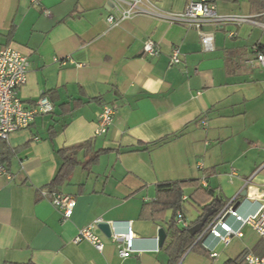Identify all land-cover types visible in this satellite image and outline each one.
Listing matches in <instances>:
<instances>
[{
  "label": "crops",
  "instance_id": "1",
  "mask_svg": "<svg viewBox=\"0 0 264 264\" xmlns=\"http://www.w3.org/2000/svg\"><path fill=\"white\" fill-rule=\"evenodd\" d=\"M151 1L175 13L188 2ZM112 13L107 0H0V48L16 50L29 64L17 97L29 107L43 94L54 106L27 129L0 140V162L10 175L0 177V264H167L165 223L140 214L162 182L199 179L200 187L212 190L223 205L234 199L243 216L259 207L264 194V68L255 55L264 53L262 28L205 27L214 36V49L206 52L194 29L144 15L110 25L106 19ZM218 13L255 15L249 5L245 11ZM229 32L234 36L228 37ZM148 39L156 43L158 56L143 52ZM174 48L180 52L178 65L169 63ZM103 105L114 115L107 132L98 136ZM176 134L181 135L173 138ZM164 138L169 139L152 145ZM86 141L91 149L85 156L79 153L80 163L58 189L75 201L64 221L41 191L48 190L60 167L58 152ZM99 150L106 152L85 167ZM222 165L230 171L234 195L229 199L210 187V177L220 175ZM200 174L206 177L205 187ZM191 192L187 189L182 201L194 208L195 221L201 210L189 201ZM184 216L193 222L186 209ZM98 219L111 229L110 238L95 229L104 245L101 252L86 241L73 242L80 229ZM128 222L134 252L122 258L113 235L125 233ZM228 223L237 227L232 219ZM159 229L166 235L161 247ZM205 244L217 253L214 259L203 254L209 264L235 258L228 255L218 262V250L229 245L210 237ZM244 251L260 255L264 243L258 237Z\"/></svg>",
  "mask_w": 264,
  "mask_h": 264
},
{
  "label": "built area",
  "instance_id": "2",
  "mask_svg": "<svg viewBox=\"0 0 264 264\" xmlns=\"http://www.w3.org/2000/svg\"><path fill=\"white\" fill-rule=\"evenodd\" d=\"M112 5L113 13L106 19L110 25H118L122 21L131 19L134 16L144 15L150 18L165 21L170 24L180 25L185 28L194 29L199 33L200 42L204 51H213L214 36L212 32L204 31L210 26H240L253 24L259 26L264 31V23L258 21L260 14H220L217 12L215 3L211 0H188L183 11L168 12L159 8L151 0H107ZM228 37H233L234 33L229 32ZM143 52L150 57H156L159 49L152 40H146L143 44ZM255 61L264 68V53L257 52ZM180 52L174 48L169 54L171 65L180 64ZM27 58L10 47L0 48V140L7 141L10 134L27 129L34 118L39 115L50 114L54 110L53 104L45 95H41L31 106H24L17 97V90L26 81L28 70ZM114 111L109 105H103L97 114V126L95 134L100 136L107 132L112 124ZM202 169V165H198ZM7 179L10 175L7 169L0 165V177ZM202 185L206 186V177L201 179ZM41 196L50 201L52 206L61 212L62 220H68L74 208V199L59 191L42 190ZM234 199L229 200L219 210H217L205 223L201 231L197 234L198 242L202 250L212 259L217 257V253L205 244L206 238L217 240L223 246L230 244L234 238L243 237V229L250 228L264 242V194L259 201L257 210L247 216L238 213L234 207ZM232 219L237 227L234 228L228 223ZM175 220L182 228H188L189 222L181 212L175 214ZM102 223L101 219L78 231L74 243L86 241L90 243L98 252L103 250V243L95 233L97 225ZM114 241L120 244L118 253L120 257L127 258L133 252V241L135 239L131 222L127 223V230L123 234H114ZM244 264H264V252L261 255L247 254Z\"/></svg>",
  "mask_w": 264,
  "mask_h": 264
},
{
  "label": "trees",
  "instance_id": "3",
  "mask_svg": "<svg viewBox=\"0 0 264 264\" xmlns=\"http://www.w3.org/2000/svg\"><path fill=\"white\" fill-rule=\"evenodd\" d=\"M211 1L213 3L216 2V0ZM230 1L236 2L237 0ZM249 11L251 14H260L259 18L261 20H264V0H250ZM180 135L181 134H176L173 136V138H176ZM168 139L169 138H164L152 145L154 146L157 144L165 143L168 141ZM91 146V141H86L82 144L73 146L71 148L62 149L58 152L61 158V164L56 174L47 186L48 191H58L59 187L64 182L68 181L70 175L73 172V169L80 163L78 159L79 153L83 152L84 156L87 155V149H91ZM105 152L106 150L93 152L88 160H86L85 167L91 166L96 163L100 155ZM3 159L6 160V158ZM0 165L4 166L1 162ZM187 189L192 190V192L188 196L189 201L196 208H200L201 214L195 221L189 223L188 228H179V225L175 220V214L179 211L184 215L185 208L182 197ZM222 206L223 204L221 203L220 198H216L212 190L203 189L200 187L199 179H187L181 181L158 183L156 185L155 198L143 205L140 214L142 218L153 223H165L167 228L168 241L165 243L163 250L167 255V264H179V261L187 252L195 251L207 255V253L202 250L199 243L195 242L197 235L193 237L187 232V230L200 221L207 209L215 208L217 211ZM167 212H170L169 219L166 218ZM209 219L210 217L208 218V220ZM247 254V251H242L235 258L226 261L224 264H244V258ZM6 264L33 263L28 261L25 263L9 262Z\"/></svg>",
  "mask_w": 264,
  "mask_h": 264
},
{
  "label": "rangeland",
  "instance_id": "4",
  "mask_svg": "<svg viewBox=\"0 0 264 264\" xmlns=\"http://www.w3.org/2000/svg\"><path fill=\"white\" fill-rule=\"evenodd\" d=\"M250 0H237L232 2L230 0H216L215 7L217 12L223 11H245L249 5ZM220 175L215 177H210V187L215 188L216 190H221V197L231 198L234 195V192L231 190L230 182L231 178L229 177L230 171L226 169V166L222 165ZM200 178L203 179L204 176L200 174ZM189 202V201H188ZM195 207V206H194ZM184 208L187 211L188 219L193 221L196 218L195 210L187 202L184 204ZM169 216V214H168ZM179 228H182L180 225ZM244 237L242 239H233L227 248H220L218 250L219 261H223L228 255H239L244 250H251L254 247L255 242L258 239V236L249 228L243 230ZM211 260L204 256L201 253L192 251L186 253L182 259L179 261V264H209Z\"/></svg>",
  "mask_w": 264,
  "mask_h": 264
},
{
  "label": "water",
  "instance_id": "5",
  "mask_svg": "<svg viewBox=\"0 0 264 264\" xmlns=\"http://www.w3.org/2000/svg\"><path fill=\"white\" fill-rule=\"evenodd\" d=\"M108 6H111L110 3H108ZM242 196H246V190L243 191V193L241 194ZM236 204H234V207L236 208ZM216 212L215 208H209L207 209V211L205 212V214L202 216V218L200 219V221L198 223H196L195 225H193L191 228H189L187 230V232L191 235V236H196L201 229L203 228V226L205 225V223L207 222L208 218L211 217L214 213ZM97 228L101 231V233L107 237L110 238L111 237V229L109 227L108 224L106 223H100L97 225ZM165 232L163 229H159L157 232V240H158V246L161 247L165 241Z\"/></svg>",
  "mask_w": 264,
  "mask_h": 264
}]
</instances>
